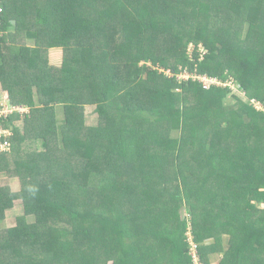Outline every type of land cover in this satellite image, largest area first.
I'll return each instance as SVG.
<instances>
[{"label": "trees", "instance_id": "1", "mask_svg": "<svg viewBox=\"0 0 264 264\" xmlns=\"http://www.w3.org/2000/svg\"><path fill=\"white\" fill-rule=\"evenodd\" d=\"M24 1L25 21L33 20L49 45L64 46L70 56L50 99L40 90L54 89L52 76L30 72L42 68L38 62L28 59L27 71L20 72L17 65L27 60L17 58L8 72L20 78L26 102H19L29 112L0 118V125L18 133L24 126L16 121L32 122L38 104L46 111L34 116L29 132H20L16 149L12 135L10 150L0 153L4 158L13 152L24 208L15 226L0 231V264H193L190 241L201 264L214 253L218 264H264V110L250 102L264 106V0ZM2 4L0 45L13 18L20 22L16 4ZM114 25L121 42L111 35ZM180 29L186 40L177 62L152 57L156 34L180 40ZM190 41L207 49L196 60L198 72L225 78L229 67L250 98L166 75L168 66L194 69L186 52ZM18 50L12 44L0 48V60ZM147 90L157 95L152 106L143 103ZM188 97L195 99L186 103ZM10 101L19 104L12 96ZM55 103L64 108L59 130L66 151L55 158L37 152L26 161L21 143L57 134ZM85 104H95L101 124H83ZM175 125L190 134L171 138ZM49 142L53 138L43 144L50 148ZM175 144L176 150H162ZM187 146L190 157L174 167L170 162L188 155ZM100 152L106 161L94 166V183L79 185L71 168L75 156L91 164L92 153ZM1 167L10 172L6 162ZM6 196L0 192V213L11 207Z\"/></svg>", "mask_w": 264, "mask_h": 264}, {"label": "rangeland", "instance_id": "2", "mask_svg": "<svg viewBox=\"0 0 264 264\" xmlns=\"http://www.w3.org/2000/svg\"><path fill=\"white\" fill-rule=\"evenodd\" d=\"M24 0H9V5H12L11 7H13L15 4L17 6V17L16 19L20 18V22L18 24V22L13 18V22H14V26L12 27V29L10 31H7L5 34V43L0 45L1 51L7 49L8 50V46H10V44L15 45V46H19L20 47V51L18 50L17 52L15 51H11L10 52H4V58L5 61L4 63L2 62V60H0V104L3 105L4 107H10V104H14V105H24V104H20L19 101L26 102V95L25 92L23 91V88L20 84L17 83V81L20 79L18 77H14L11 76L10 74H8V72H10V70H12V68L15 66V62L14 59H24L27 60L25 62H23L22 64H18L17 67L19 68L18 70L20 72H25L27 71V65H25L26 62H28V59L30 61L34 60L36 62H38V64H40L42 66V68L39 69H32L30 72H33L34 74H36L38 77H41L42 79L45 78L44 77V73L48 72V74H50L53 78V82H55L54 85V89L50 87H44V91L41 92L40 90V95L43 99L48 98L50 99L51 94L54 92L55 87L58 86V78L60 76V71L62 69V66L64 64V62H66L67 58L70 56V50L66 49L64 46H51L48 44L47 40L45 39V37H43V29L40 28V26H35V24L33 23V20H28L25 21V18L28 16L27 14H29V9H26L24 6ZM32 2V0H31ZM23 4V5H22ZM168 9H166L167 11ZM203 21V20H201ZM17 22V23H16ZM24 25V26H22ZM113 32H112V36H114V40L116 42H121V35L122 32L119 29V26L114 25L113 26ZM189 26H183V28H187ZM241 27V28H239ZM238 30H240L242 32L243 29H245V27L242 26H237ZM179 31V35L181 36V39L177 40L174 38H171L173 35L169 34L168 32L166 33H157L155 38L152 39L151 43H152V48H153V52H152V57L158 58V57H163L164 60L168 63V64H173L175 62H177L179 53L181 51L182 46L185 43L186 38L184 37L183 33H185V31L183 29L178 30ZM30 32V33H29ZM41 37V42H37L38 41V37ZM177 40V41H176ZM114 41V42H115ZM40 48V52H37L34 54V48L36 47ZM118 46H114V50H117ZM23 51V54L22 52ZM30 56V57H28ZM32 59V60H31ZM218 59V58H217ZM4 66V68H3ZM169 67V66H168ZM235 68V67H233ZM228 71H226V68L223 70L224 74L226 77H232L230 76L231 74V68H227ZM35 77V76H32ZM39 81V80H38ZM25 84V83H24ZM50 85V84H49ZM48 85V86H49ZM53 87V86H52ZM57 88V87H56ZM146 90V89H145ZM207 90V89H204ZM143 91V90H142ZM178 92V91H177ZM231 92V91H230ZM143 94V98H144V104L146 102L147 106H152L153 105V101L155 99H153L151 96H157L156 93L153 92H149L144 91L142 92ZM242 96V98L244 100H246V98H250L248 97L247 93L245 92V94L240 93ZM13 97V99L16 102H19V104L17 103H11L10 101V97ZM228 96H230V94H228ZM189 99H187L188 101H186V103H190L193 102L195 97H188ZM12 99V98H11ZM229 103H231V101L229 100ZM39 106L37 108L38 111L35 113V115H41L43 114L44 111H46V109H44V107L40 104H38ZM258 106V105H256ZM26 109V108H25ZM24 109V110H25ZM29 112V108L27 107ZM262 110H264V106L262 105ZM260 109V110H261ZM53 118H55L56 121V127H57V134H55V136L52 137V134H48V135H41L40 137H31L28 138L27 140H25L23 143L20 144V149H21V154H25L26 155V161L28 159H30L34 154L36 156L37 152H45L46 156L52 155L54 156H60L63 155L66 151V146L64 144H62V135H61V131L59 130V126L60 123L63 121L64 118V108L63 105L60 103H55L54 107H53ZM32 112L30 113V118L29 120H32V122L28 123L26 126L23 122L20 121H16V124L18 125H22V129L21 131L25 128L27 131L29 132L30 130V126L32 124H35V122H37V120L34 119L35 116ZM83 124L87 125V126H91V125H97V124H101L102 123V119L99 117V115L95 112V104H85L83 107ZM177 126H172V130L170 132V137L171 138H180L184 135H188L190 134V132L188 131H181L180 129L176 128ZM9 128V127H8ZM11 130V128H9ZM12 131V130H11ZM20 131V132H21ZM13 132V131H12ZM13 133L14 137L12 139L13 141V146L16 149L19 145V137L21 135V133ZM57 135V136H56ZM57 137V138H56ZM168 137V136H167ZM51 138H53V143H50V148L48 146H45L43 144V141L46 140H50ZM78 138L81 139L83 141L84 135L79 134ZM29 140V141H28ZM73 140V139H71ZM27 141V142H26ZM57 141V142H56ZM70 145L73 144L72 141L69 142ZM13 148V149H14ZM178 148V144L172 145V146H167L164 147V149L162 150H176ZM14 149V150H15ZM190 152L191 149L187 146L186 147V153H188V155L183 154V156H181V160L178 161H172V158L170 157V163H172V165L174 164V167H176L177 165H179L183 160L188 159L190 157ZM1 153V152H0ZM8 153V152H7ZM33 154V155H32ZM101 154V152L99 154H94L92 153V158L95 159V161H92V163H83V158H77L75 156L74 158V162H72V167L74 170H72V174L75 176L76 178V182L78 180L79 185H81V183L86 184L87 186H91L94 183V180L96 178L95 176V169L94 166L97 167V165L102 162L103 164L105 163V158L104 156ZM1 157V154H0ZM99 157V158H98ZM13 158V152L8 154H5L4 158H0V169L2 168V164H4L6 162V166L9 168V173H5L3 171L0 170V192H4L7 196L5 199H7V197L11 198V207H7L3 213H0L1 217H0V231L5 234V231L13 226H15L17 224V219L19 216L24 214V208H23V200H22V196L19 194L21 193V188H22V182L20 181V175L16 174L14 172H12L13 170H16V164L14 161H12ZM38 158V157H37ZM87 161V160H85ZM84 164V165H83ZM90 169H88V167ZM69 195H66L65 193L62 194V202L67 203L68 202V197ZM100 201V197L97 198ZM163 216V215H162ZM32 217L28 216L26 219V222H32ZM63 224H58L56 225V227H60ZM53 228H55L54 225H52ZM189 229H190V225H189ZM12 232V231H10ZM191 239V234L190 232H188V241ZM191 243V247H190V251L189 254L191 256L192 259V252L195 250V246L194 244H192L193 242L190 241ZM36 248H42L40 245H38ZM40 252L39 250H36V254ZM216 254V253H215ZM212 255V254H211ZM39 257V256H38ZM210 257V255H209ZM37 258V256L35 257ZM212 258H214L212 256ZM3 260L6 261H10L11 260V256H7L5 255L3 258ZM218 260V259H217ZM193 262V261H192ZM209 264H218V262L216 263V259L213 260H209Z\"/></svg>", "mask_w": 264, "mask_h": 264}, {"label": "built area", "instance_id": "3", "mask_svg": "<svg viewBox=\"0 0 264 264\" xmlns=\"http://www.w3.org/2000/svg\"><path fill=\"white\" fill-rule=\"evenodd\" d=\"M4 11V7L2 4V0H0V35L3 33L2 31V18L1 15ZM186 52L190 61L194 64V69L189 68L188 65H179L177 69L171 70L170 67L164 69L165 74L168 76H174L177 80L181 82V80H189L190 78L199 83V85L203 89L210 88H227L231 92L242 93L245 94L243 90H241L240 84L233 77H219L216 75H211L208 73L198 72L196 66V60H202L206 54V47L201 44H195L194 42H188L186 46ZM241 95V94H240ZM242 96V95H241ZM250 102L257 108L261 109L262 104L256 100L255 98H250ZM10 107H4L0 104V118L4 119L8 117L10 114H23L28 111L26 105H14L10 104ZM258 105V106H256ZM26 108V109H25ZM29 108V107H28ZM25 109V110H24ZM13 135V132L8 128L0 125V152H6L10 150V137ZM194 244V243H192ZM195 246V244H194ZM192 261L193 264H201L200 259L197 255L196 248L192 252Z\"/></svg>", "mask_w": 264, "mask_h": 264}, {"label": "crops", "instance_id": "4", "mask_svg": "<svg viewBox=\"0 0 264 264\" xmlns=\"http://www.w3.org/2000/svg\"><path fill=\"white\" fill-rule=\"evenodd\" d=\"M261 208H264V201H262L261 203H260V205H259ZM260 250H262V254H264V248L263 249H260ZM212 256L214 257V258H212ZM219 255L218 254H212V255H210V257H209V259H210V261L211 260H213V259H216V263L218 262V257Z\"/></svg>", "mask_w": 264, "mask_h": 264}]
</instances>
